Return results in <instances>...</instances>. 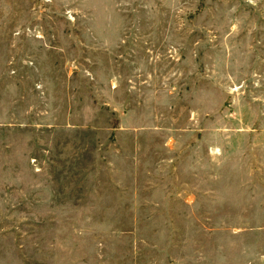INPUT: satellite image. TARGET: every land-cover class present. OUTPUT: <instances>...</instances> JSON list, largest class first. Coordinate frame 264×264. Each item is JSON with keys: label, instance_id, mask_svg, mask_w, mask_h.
Returning a JSON list of instances; mask_svg holds the SVG:
<instances>
[{"label": "rangeland", "instance_id": "obj_1", "mask_svg": "<svg viewBox=\"0 0 264 264\" xmlns=\"http://www.w3.org/2000/svg\"><path fill=\"white\" fill-rule=\"evenodd\" d=\"M0 264H264V0H0Z\"/></svg>", "mask_w": 264, "mask_h": 264}]
</instances>
